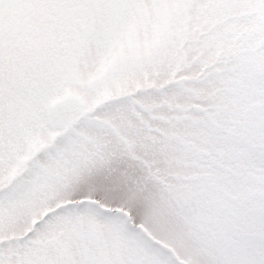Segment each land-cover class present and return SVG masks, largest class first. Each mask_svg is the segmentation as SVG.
<instances>
[{
    "label": "snow or ice",
    "instance_id": "snow-or-ice-1",
    "mask_svg": "<svg viewBox=\"0 0 264 264\" xmlns=\"http://www.w3.org/2000/svg\"><path fill=\"white\" fill-rule=\"evenodd\" d=\"M0 264H264V0H0Z\"/></svg>",
    "mask_w": 264,
    "mask_h": 264
}]
</instances>
